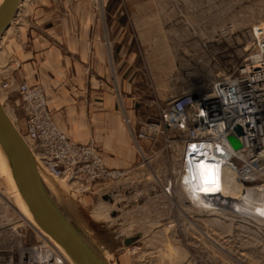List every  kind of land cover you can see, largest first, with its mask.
<instances>
[{
  "label": "rangeland",
  "instance_id": "rangeland-1",
  "mask_svg": "<svg viewBox=\"0 0 264 264\" xmlns=\"http://www.w3.org/2000/svg\"><path fill=\"white\" fill-rule=\"evenodd\" d=\"M53 3L59 13L65 14V20L76 19L80 4L107 12L113 39L122 44H116L114 62L124 61L128 78L138 69L135 77L139 97L135 106L141 121L157 116L158 106L153 101L164 107L172 94L206 78L211 67L223 65L232 54L237 58L249 42L251 28L264 24V0ZM36 4L37 0H32L23 10H32ZM22 25L21 20L14 21L10 33L0 42V74L7 69L11 55L5 44ZM121 47L128 51L125 58L119 56ZM133 53L138 54L135 62L131 61ZM18 73L14 75L16 80ZM0 98L14 120L21 105L19 95L12 92L7 99L4 94ZM128 106L123 94L121 108L125 111ZM165 144L161 138L154 147H144L145 157L140 154V162L127 177L108 183L94 194L73 193L64 182L49 176L55 182L51 183L52 192L58 199L74 204L82 225L106 251L111 264H136L126 250L128 240L139 244L148 256V264H264V236L259 224H248L227 212L205 213L201 204L178 203L177 208L163 204L152 180L168 178L173 168L171 153L163 150ZM11 182L0 166V216L18 219L23 208L15 199L18 196L13 195ZM5 212L9 213L7 217Z\"/></svg>",
  "mask_w": 264,
  "mask_h": 264
},
{
  "label": "built area",
  "instance_id": "built-area-1",
  "mask_svg": "<svg viewBox=\"0 0 264 264\" xmlns=\"http://www.w3.org/2000/svg\"><path fill=\"white\" fill-rule=\"evenodd\" d=\"M241 51L237 58L232 54L223 65L211 67L200 82L172 94L164 107L153 101L157 116L140 121L139 131L133 133L142 156L143 142L154 147L161 138L166 143L163 150L171 153L174 163L169 177L152 180L165 206L201 204L205 213L218 214L234 205L240 212L252 213L255 207L264 210V24L251 28L249 42ZM7 61V69L0 74V95L6 99L12 92L19 95L25 122L21 134L50 177L64 182L73 193L86 195L130 174L131 170L107 168L94 141L78 144L62 133L44 89L18 83L14 75L20 62L12 54ZM238 127L243 134L238 137L241 148L235 150L229 139L236 136ZM200 165L209 174L203 184L197 178ZM230 187H239L240 192L228 196ZM247 212L243 217L227 213L259 224L264 236V213L263 219L256 220ZM1 218L0 264H71L49 237L21 216ZM126 250L136 264H148L137 242Z\"/></svg>",
  "mask_w": 264,
  "mask_h": 264
},
{
  "label": "crops",
  "instance_id": "crops-1",
  "mask_svg": "<svg viewBox=\"0 0 264 264\" xmlns=\"http://www.w3.org/2000/svg\"><path fill=\"white\" fill-rule=\"evenodd\" d=\"M53 2L37 0L32 10L18 13L15 21L23 25L5 44L20 62L17 80L44 89L53 120L68 138L78 144L94 141L107 168L132 170L141 159L133 138L141 121L135 106L138 69L128 78L124 61L114 62L116 44H122L114 41L105 10L80 4L76 19L65 20ZM123 48L119 56L125 58ZM132 57L135 62L138 54ZM123 94L129 104L125 111ZM14 116L17 129L25 132L21 113Z\"/></svg>",
  "mask_w": 264,
  "mask_h": 264
},
{
  "label": "water",
  "instance_id": "water-1",
  "mask_svg": "<svg viewBox=\"0 0 264 264\" xmlns=\"http://www.w3.org/2000/svg\"><path fill=\"white\" fill-rule=\"evenodd\" d=\"M22 0H4L0 5V40L18 16ZM230 137L235 150L241 148L238 137L243 131L235 130ZM0 152L16 189L24 201L37 228L49 237L72 264H111L106 251L86 230L74 210V204L58 199L43 179V170L36 161L20 131L13 124L0 100ZM134 241L128 240L125 246Z\"/></svg>",
  "mask_w": 264,
  "mask_h": 264
},
{
  "label": "bare ground",
  "instance_id": "bare-ground-1",
  "mask_svg": "<svg viewBox=\"0 0 264 264\" xmlns=\"http://www.w3.org/2000/svg\"><path fill=\"white\" fill-rule=\"evenodd\" d=\"M3 1L4 0H2V2H1V4L3 3ZM32 0H22V2H21V4H20V7H19V11H18V13H20L23 9H24V7L28 4V2H31ZM0 4V5H1ZM26 4V5H25ZM11 29H12V26H11V28L8 30V32L5 34V36L0 40V42L1 41H3L4 39H5V37L10 33V31H11ZM1 100V102H2V99H0ZM3 104V103H2ZM6 109V108H5ZM7 112V111H6ZM8 113V112H7ZM9 115V114H8ZM9 117H10V115H9ZM11 119V118H10ZM13 122V121H12ZM14 124V123H13ZM15 125V124H14ZM17 128V127H16ZM23 137V136H22ZM23 139H24V137H23ZM25 140V139H24ZM26 142V141H25ZM27 143V142H26ZM28 145V144H27ZM29 146V145H28ZM31 150V149H30ZM32 152V151H31ZM33 154V153H32ZM0 166H1V168H2V174H4V175H6V176H9V178L11 179V183H12V185H13V192H14V190H15V192L13 193V195H17L18 197H16L15 196V199L16 198H18L19 199V201H20V203H21V206H22V208H23V213H21L20 215H21V217L22 218H24L28 223H30L32 226H34V227H36L37 228V226H36V224L34 223V221H33V219H32V217H31V215H30V213L28 212V210H27V207H26V205H25V203H24V201L22 200V198H21V196H20V194L18 193V191H17V189H16V186H15V184H14V181H13V179H12V176H11V174H10V171L8 170V167H7V164H6V160H5V158L3 157V155L1 154V152H0ZM198 169H197V171H198V174H199V179H200V183L201 184H203V183H206L207 181H208V179H209V174H208V172H207V168L206 167H204L203 165H200V166H198L197 167ZM42 170H43V172H42V174H43V179H44V182L46 183V185L50 188V190L52 191V189H51V183H53L54 182V180L53 181H50L49 180V175H48V173L47 172H45L44 171V169L42 168ZM55 183V182H54ZM55 186H58V185H55ZM65 186V185H64ZM65 187H67V186H65ZM70 191V190H69ZM240 192V188L239 187H233V188H229L228 190H227V194H228V196H235V195H237L238 193ZM16 193V194H15ZM53 193V192H52ZM54 195V194H53ZM180 196H181V193L179 194ZM248 210V209H247ZM225 211L226 212H232V214H235L236 216H239V217H243V216H247L245 213L247 212L246 210H241V212L239 211V210H237V205H234V206H231L230 208H225ZM261 213H259V212ZM15 213V212H14ZM247 213H249V212H247ZM263 213H264V210H260L259 208H257V207H255V208H253V210H252V213H249L248 215H250L251 217H253V218H255L256 220H258V219H263ZM9 213H7V212H5V214L4 215H6V217H7V215H8ZM5 218V217H4ZM3 222V221H2ZM58 247V246H57ZM59 248V247H58ZM60 249V248H59ZM61 250V249H60ZM63 252V251H62ZM106 256H107V258L109 259V257H108V255L106 254ZM69 260V259H68ZM69 262H70V260H69ZM71 263V262H70ZM72 264V263H71Z\"/></svg>",
  "mask_w": 264,
  "mask_h": 264
},
{
  "label": "clouds",
  "instance_id": "clouds-1",
  "mask_svg": "<svg viewBox=\"0 0 264 264\" xmlns=\"http://www.w3.org/2000/svg\"><path fill=\"white\" fill-rule=\"evenodd\" d=\"M197 178H198V182H200V179H199V174H198V172H197Z\"/></svg>",
  "mask_w": 264,
  "mask_h": 264
}]
</instances>
